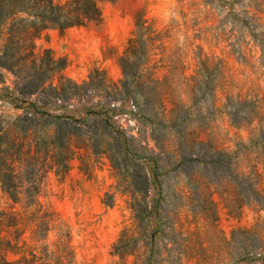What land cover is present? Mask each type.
<instances>
[{
	"label": "rangeland",
	"instance_id": "374dc122",
	"mask_svg": "<svg viewBox=\"0 0 264 264\" xmlns=\"http://www.w3.org/2000/svg\"><path fill=\"white\" fill-rule=\"evenodd\" d=\"M96 2L98 22L34 38L65 60L38 91L18 96L29 66L0 70V130L64 144L28 212L0 185L26 244L9 258L264 264V0Z\"/></svg>",
	"mask_w": 264,
	"mask_h": 264
},
{
	"label": "trees",
	"instance_id": "16d2710c",
	"mask_svg": "<svg viewBox=\"0 0 264 264\" xmlns=\"http://www.w3.org/2000/svg\"><path fill=\"white\" fill-rule=\"evenodd\" d=\"M100 18L96 0H67L63 3L54 0H0V33L9 21L0 68L14 71L19 76L21 69L29 66L31 76L20 79L17 91L21 96L33 94L44 86L43 76L65 65V60L54 59L49 49L42 50L41 56L36 54L34 38L46 29L64 31L82 27L90 21L98 22ZM128 62V57L122 58V87L128 86ZM21 132L18 135L7 129L0 130V185L3 193L13 203H23L28 212L37 203L35 197L39 193L44 174L54 165L53 160H50L55 157L53 149H63L64 144L59 131H56V135L46 140L40 150L35 137L30 139L28 130ZM60 155L64 156V153L61 152ZM59 164L66 166L64 157ZM23 186L33 189V193L17 190ZM39 211V208H35L26 217L30 218V223L39 220ZM21 222L22 218L17 213L0 212V264H72V253L65 246L50 255L44 254L43 257L32 252L29 256L9 258V255L20 254L26 248V244L20 239V227L23 226ZM38 223L33 234L39 232L42 221ZM120 244L114 247L116 252L121 249Z\"/></svg>",
	"mask_w": 264,
	"mask_h": 264
},
{
	"label": "built area",
	"instance_id": "2783aa9c",
	"mask_svg": "<svg viewBox=\"0 0 264 264\" xmlns=\"http://www.w3.org/2000/svg\"><path fill=\"white\" fill-rule=\"evenodd\" d=\"M2 53H3V48L0 46V59H1ZM0 70H3V69L0 68ZM18 96H19L20 98H23L19 93H18ZM58 102H59V101H58ZM132 124H134V122H132ZM131 133L134 134L133 131H132Z\"/></svg>",
	"mask_w": 264,
	"mask_h": 264
}]
</instances>
